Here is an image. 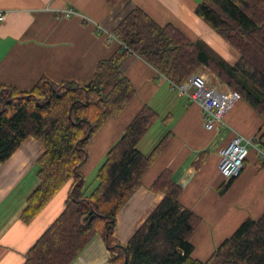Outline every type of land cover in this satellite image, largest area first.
Here are the masks:
<instances>
[{
	"label": "crops",
	"instance_id": "1",
	"mask_svg": "<svg viewBox=\"0 0 264 264\" xmlns=\"http://www.w3.org/2000/svg\"><path fill=\"white\" fill-rule=\"evenodd\" d=\"M199 0H0V87L30 92L41 79L88 86L98 64L122 52V43L109 41L134 9L146 12L160 26L172 25L216 60L235 65L240 54L195 13ZM74 11L62 17L65 10ZM206 46H204V44ZM203 69L209 68L203 67ZM122 74L136 96L118 116L108 119L91 141L81 172H98L109 150L122 138L144 107L157 113L138 149L149 154L172 134L142 179V184L117 216L115 237L127 244L165 195L152 189L169 171L182 188L180 203L200 219L193 234V260L205 262L247 219L264 214V167L251 153L242 174L228 183L218 171L219 150L239 133L264 140V117L244 99L225 116L229 129L209 132L200 106L182 96L157 69L137 55L128 56ZM214 76V74H213ZM216 77V76H214ZM219 80V79H218ZM216 84H219L216 81ZM211 83V82H210ZM148 145L149 150H141ZM45 146L28 138L0 164V264H25L28 253L66 208L69 187L60 191L31 222L22 218L30 195L39 185L38 161ZM102 237L95 238L73 264H112Z\"/></svg>",
	"mask_w": 264,
	"mask_h": 264
},
{
	"label": "trees",
	"instance_id": "2",
	"mask_svg": "<svg viewBox=\"0 0 264 264\" xmlns=\"http://www.w3.org/2000/svg\"><path fill=\"white\" fill-rule=\"evenodd\" d=\"M199 1L196 15L239 52L235 65L216 60L174 26H160L137 8L114 30L126 49L101 61L88 86L41 79L30 92L0 87V164L30 137L46 149L38 161L39 185L28 198L23 220H34L69 187L64 212L29 251L25 264H73L99 236L112 264H264V214L247 219L207 261L193 260L192 238L200 219L180 203L182 188L169 171L152 187L165 195L159 206L127 244L115 237L119 212L172 137L166 134L149 154L138 149L158 120L151 108L144 107L109 150L92 191L81 172L94 136L136 96L121 72L130 55L175 84L207 67L264 117V0Z\"/></svg>",
	"mask_w": 264,
	"mask_h": 264
},
{
	"label": "built area",
	"instance_id": "3",
	"mask_svg": "<svg viewBox=\"0 0 264 264\" xmlns=\"http://www.w3.org/2000/svg\"><path fill=\"white\" fill-rule=\"evenodd\" d=\"M73 10L63 11L62 17H71ZM4 17L0 14V21ZM104 32L108 34L109 41H118L122 43L115 32H108L103 27ZM122 47H126L122 44ZM173 87L182 95L198 104L203 113L204 127L209 132H221L229 129L225 122V116L233 109L242 97L240 93L229 88H224L221 84L212 85L205 76L193 73L190 78L182 84L173 83ZM254 150L261 166L264 167V140L259 137L246 138L239 133H235L232 139L219 150L218 171L220 176L229 183L238 178L244 168L245 163Z\"/></svg>",
	"mask_w": 264,
	"mask_h": 264
},
{
	"label": "rangeland",
	"instance_id": "4",
	"mask_svg": "<svg viewBox=\"0 0 264 264\" xmlns=\"http://www.w3.org/2000/svg\"><path fill=\"white\" fill-rule=\"evenodd\" d=\"M203 44H204V43H203ZM204 46H206V45L204 44ZM209 70H210V71H208L207 69L205 70V69H203V68H200L196 73L199 74V75H203V76H205L206 79L212 83V85H214L215 83H217L216 81H218V83L221 84V85H223L224 88L226 87V88H229V89H231V90H235L234 88L228 86L227 83L224 82L220 77H218V75H217L214 71H212L211 69H209ZM213 74H214V76H216V77H214ZM218 79H219V80H218ZM219 84H218V85H219ZM139 148H140L141 150L145 151V150H147V149L149 150V148H151V147H150V145H148L147 149H144L143 146H142V144H141V145L139 146ZM87 184L90 186V191H92V190L96 187L97 182H96V173H95V172L92 173V174H90V175L87 177Z\"/></svg>",
	"mask_w": 264,
	"mask_h": 264
}]
</instances>
